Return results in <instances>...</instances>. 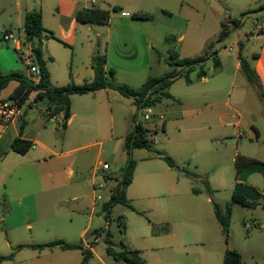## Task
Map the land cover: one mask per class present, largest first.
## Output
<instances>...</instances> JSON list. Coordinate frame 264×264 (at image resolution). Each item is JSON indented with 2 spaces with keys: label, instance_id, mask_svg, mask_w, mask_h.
I'll return each instance as SVG.
<instances>
[{
  "label": "crops",
  "instance_id": "1",
  "mask_svg": "<svg viewBox=\"0 0 264 264\" xmlns=\"http://www.w3.org/2000/svg\"><path fill=\"white\" fill-rule=\"evenodd\" d=\"M217 1L100 0L98 5L96 1L92 3L90 0H0V13L6 12L7 9L13 10L12 16L16 20L15 25H13V22L9 23L11 28L5 27L2 31L12 30L11 32H13L15 30L13 26H16L21 32L22 39L20 40L21 45H13V47L21 57L29 58L30 63L31 56L27 50H24L25 46L23 45L25 17L33 11L42 13L43 26L46 31L36 45L41 44L43 58L47 62L50 71L52 87H64L72 83L83 85L92 82L94 79L92 58L96 53H100L107 58L106 77L110 81L139 88L146 82L148 77L155 76L152 72L154 56L157 57V34L155 26L149 24L155 13L159 12L173 19L176 13L171 7L180 5L177 13L182 21V26L178 28L169 27L178 30L174 52L180 58H194L200 56V52L204 51L202 48L219 34L222 20L232 18V13L222 8ZM225 1L233 8L242 9L243 4H245L243 0ZM101 2L111 7L120 8L121 11L118 14L122 13L119 14L121 17L115 18L116 16L112 13L109 22L105 25L85 24L78 21L77 15L80 11L93 8L105 10ZM261 4H264V0L260 1L259 6ZM127 8H136L138 14H147L152 18L148 20L136 19L132 15L137 13L127 11ZM125 12L129 13L130 16H123ZM246 16L247 19L250 16L253 18L254 29L250 33H245V36L247 42H253L255 45L252 52L253 65L264 92V31L259 32L256 27L257 22L264 21V11ZM191 25H193V28ZM245 27L246 21L239 30L244 32ZM239 41L244 40L237 38L234 32L225 46L230 43L235 44L238 50ZM218 57L221 62V69L213 77L216 80H213L214 82H212L210 88L208 90H204L203 87L196 90L187 89V92L192 95L197 91V95L192 96L191 99H186L184 96L177 98L176 95H171L177 101V104L164 105L163 102L157 113L153 114L154 118L151 119V123L154 126L150 129H155L156 134L161 131L169 136L176 126L180 131L184 126V122L188 119V121L191 120L195 124H202L201 127L188 128L190 130L212 134V138L215 140V134L217 133L221 134L218 137L223 134L225 138L229 137L230 141L223 140L221 144L232 145L235 148L234 162L238 155L264 162V152L259 148L251 149L247 145V143L258 147L261 145L262 133L257 124L264 120V116L249 117L248 120L239 118L237 124H233L228 122L227 118H236V106H241L242 100H237L235 104H232L230 103L231 99H228L224 103V108L233 112L229 115L224 108L220 107L219 101L211 98V94H217L233 85L241 67L239 61L236 64L235 71L230 73L222 64L219 52ZM165 60L167 64V59ZM30 66L31 64L20 65L15 58L14 61L7 64L3 58V50L0 49V68L3 74L24 70L22 72L27 77L32 78ZM111 70H114V75L110 73ZM169 70L170 67L166 72ZM203 80L204 83L210 82L206 77ZM18 86V82L12 81L6 88L0 90V101L13 103L9 100V97ZM35 96V93L30 96L21 107L20 115L15 120L8 124L0 122V256L3 257L9 256L20 245H37L35 237L31 241H25L27 231H31L32 235V230H34L32 224H26L27 219L30 217L35 218L33 224L37 223L39 234H58L53 235L57 236L54 237L57 238L55 240H63L68 244H72V236L77 232L83 237L88 235L87 228L78 231L77 227L73 225L70 227L65 224H57L54 221L42 223L40 220V196L43 193L52 192V187L57 188L55 185L60 183L61 176L64 173L68 176L67 179L72 181L77 171L81 175L87 172L85 164L82 165L72 161V145L81 144L82 146L77 149H92L98 144L92 142V140L87 141V138L110 135V141L115 143V147H119L121 141L125 140L127 134L132 130V117L137 111L132 99L122 96L115 90L104 89L83 96L74 95L71 97L72 115L67 128L63 129L61 127L63 116L58 115L50 118L43 104L34 103ZM75 97H81V100L77 101ZM80 102L82 105L79 104ZM200 112H204L205 115L199 116ZM242 123H245V129L246 127L249 128L248 134L239 130ZM185 125L188 124L185 123ZM17 138L32 142L33 146L30 151L24 155L14 152L12 144ZM246 139H249V142ZM158 144H161L160 141ZM159 159L161 158L159 157ZM102 164L99 162L98 165L92 168L90 184L94 190H97V186L100 185L98 183V171H104ZM148 165L141 167V172H137V166L133 182L127 189V198L134 208L141 210L152 207L153 204L148 205L151 197L173 196L175 201L171 203L167 201L166 210L174 211L177 207L181 209V194L183 190L185 191L186 184L184 181L186 179L181 178L180 180L178 175L174 176L176 170L169 165L164 171L146 172L151 167ZM256 175H261V178ZM237 182L236 179L235 185ZM246 183L262 193V202H264V174L253 173L248 177ZM109 184L110 182L107 183L108 186ZM79 185L81 183H74L75 187ZM54 193L56 192L53 191L52 195ZM97 197L95 196L92 199L91 215L96 212L99 205L98 200H96ZM146 200L148 201L145 202ZM207 201L210 202L211 199L208 198ZM259 208L260 206L253 208L254 215L259 224L258 226L264 228V206L262 210H259ZM183 210L190 213L191 207L185 205ZM158 223H161V221H158ZM4 231H6V234ZM151 235L155 239H167L166 241L169 244H177L181 238L175 231L160 235H155L151 231ZM5 236L7 239L4 242ZM84 244L87 243L84 242ZM7 247L10 248V253L3 251V248ZM221 247L217 246L218 249L222 250L223 258L227 249H236L241 253V250L233 247L231 242L227 243L225 241ZM86 248H90L93 252V247H90V244H87ZM25 250L36 255L38 261L41 260L44 254L54 255L58 253L55 252L57 250L60 251L59 253L65 254L77 251L62 250L59 247L44 250L24 248L17 251L12 260H0V264L13 263L21 257ZM47 264L53 263L48 262Z\"/></svg>",
  "mask_w": 264,
  "mask_h": 264
},
{
  "label": "rangeland",
  "instance_id": "2",
  "mask_svg": "<svg viewBox=\"0 0 264 264\" xmlns=\"http://www.w3.org/2000/svg\"><path fill=\"white\" fill-rule=\"evenodd\" d=\"M99 5L100 0H94ZM240 1V0H236ZM243 8H233L225 0H218L222 8L227 9L232 13L231 19L243 20L246 27L245 31L236 30L235 35L246 42V51L244 57L254 67V57L252 52L255 49L253 42H247L245 33H250L254 29L253 18L250 16L248 19L246 15H252L253 11L258 9L260 1L243 0ZM101 5L105 11L114 13L115 18H120L122 13L113 11L114 7L108 6L101 2ZM179 4L172 6L174 13H176L171 19L168 16H164L159 12L155 13V16L151 19L149 24L155 26L156 30V56H154L153 72L155 76H163L169 69L166 64V60L170 59V55L175 49V39L178 36V30L171 29L169 27H181L182 21L178 16L177 9ZM127 11L137 12L136 8H127ZM233 10V12H232ZM161 11V10H160ZM250 12V13H249ZM228 13V12H227ZM245 13V15H244ZM248 13V14H247ZM229 14V13H228ZM13 10L7 9L6 12L0 13V49L3 50V58L6 63L15 60L23 66L31 64L29 58L21 57L14 49L12 42L4 40V33L11 31H2L6 28H11L10 24L13 22L15 25L16 20L13 18ZM123 16H130L125 12ZM223 21V20H222ZM166 22V23H165ZM10 23V24H9ZM148 24V23H147ZM8 25V26H7ZM15 30L12 32L14 37L18 40L22 39L21 32L13 26ZM193 28V25H191ZM218 36V34H217ZM216 36V37H217ZM213 38L208 42L215 41ZM38 38L35 39V43H39ZM200 52V55L205 53ZM26 51L27 48H24ZM213 50L218 51L222 64L228 69V72L233 73L236 68V64L239 62L237 45L215 43ZM7 70V66H5ZM1 69V68H0ZM25 69V67H24ZM205 72V77L210 80L209 83H204L203 78H200L198 74L201 71ZM2 71V70H1ZM24 71V70H22ZM20 71L24 74V72ZM214 70V62L212 60L207 61L203 66L197 67L192 73L190 78L192 84H188L185 79L176 81L169 93L179 97H186L191 99L192 96L197 95L195 93L189 94L187 89L196 90L197 88H204L208 90L214 82V76H216ZM211 94V93H210ZM77 101L81 100V97H75ZM211 98L219 101L220 107L224 108V103L231 99L230 103L235 104L238 100H242V105H237L236 118H227L228 122L237 124L239 118L248 120L249 117L255 118L256 116H264V103L260 97V93L256 87L251 85L243 69L240 67L238 70L234 83L229 88H225L217 94H211ZM82 105V103H79ZM164 105H176L177 101L174 97L166 99ZM162 104V105H163ZM78 105V102H77ZM161 104L146 109L141 112H135L136 121L141 122L144 127L150 129L154 126L151 123L153 114L157 113ZM227 114H233L227 108H224ZM204 112H200L199 116H204ZM190 122V124H189ZM185 123L188 125L186 126ZM202 124H195L191 120L184 122V126L179 131L178 126L175 130L169 134H163L161 131L158 134L152 135L151 139L157 138L161 144L153 143L151 149H132L128 152L125 140L121 141L119 147H115V143L110 141V135H102L99 137L87 138L86 140H92L96 142V145L92 149H77L82 145H72V161H76L79 164L87 166V172L80 174L79 171L72 179H67V175L61 176L60 183L55 185L57 188L52 187V192H56L52 195V192L43 193L40 196L41 201V217L42 223L54 221L57 224H65L67 226L77 227V230L87 228L88 235L86 237L80 236L79 233L72 236V244L82 245L85 249L87 244H91L96 234L101 232V229L108 230L112 234V241L114 248L118 252L126 251L131 262L129 264H224V258L222 256V250L218 249L225 242V238L222 232V228L219 225L215 213L213 202L217 203L222 209L231 204L232 194L235 190L236 183V169H235V148L232 145L221 144V141H230V138H225L219 133L215 134L216 140L212 138V134L204 131L190 130L188 128L201 127ZM262 133L261 145H250L251 149L259 148L264 152V120H261L257 124ZM239 127V126H238ZM151 130V129H150ZM239 130L248 134L249 128L245 123H242ZM210 132L209 130H207ZM229 132V131H228ZM228 135V133H227ZM212 138V139H211ZM249 142V139H246ZM100 143V144H99ZM77 149V150H75ZM159 154L172 158L175 163L186 171L193 172L200 177V180L192 184L191 180L178 172L174 171V176L178 175V178L186 179L185 191L181 194V209L177 207L174 211L166 210V202H174L175 197H151L149 204H153L150 208L145 209H132L118 204L116 205L110 215V218H106V214L103 210L104 204L109 200L110 191L115 186V183L107 185L105 177H118L119 173L117 166L124 167L127 162L133 160L136 162L137 172H141V167L151 166L146 172H160L164 171L168 167V164L163 159H159ZM107 163L110 167L107 171H98V183L104 185V188L94 190L90 184V178L92 168L98 163ZM78 164V165H79ZM136 173V172H135ZM261 178V175H256ZM79 182L81 185L74 186V183ZM193 185L201 191L200 194L193 192ZM207 188H210L211 193L207 192ZM50 195V199H49ZM100 196L98 200V206L96 212L91 215V202L93 197ZM211 199L210 202L207 200ZM146 200L145 202H147ZM51 202V203H50ZM133 205V204H132ZM186 206L191 207V212L183 210ZM262 205V206H261ZM259 210H262L264 202L261 200ZM254 209L243 207L242 205L232 206V219H231V233L229 242L241 250L243 256V264H264V228L254 226L256 221ZM91 215V216H90ZM87 216V217H84ZM123 217L125 223V231L120 227L118 218ZM34 217L27 219L26 224H32L33 229L27 231V238L25 241H31L35 237L36 244H44L55 241L53 235L58 234H39L37 230V223ZM73 221V224H72ZM161 221V223H158ZM153 223L160 229L168 227L170 232L175 231L180 238L177 244H169L167 239H155L152 237L151 231H153ZM3 226V223H2ZM29 230V229H28ZM6 234V231H4ZM94 235V236H93ZM6 236L3 241L5 242ZM105 232L102 233L99 238V242L93 245V254L88 264H127L125 262L116 263L112 257L107 254V245L104 242ZM87 243V244H84ZM27 243V242H24ZM222 248V247H221ZM139 251V254H132L131 251ZM5 253H10V248H3ZM54 255H46L37 260L36 255H33L31 251L25 250L16 261L11 264H47L52 262L53 264H81L82 254L80 250L72 251V253H59L55 251ZM36 259H35V258ZM78 260V261H77Z\"/></svg>",
  "mask_w": 264,
  "mask_h": 264
},
{
  "label": "trees",
  "instance_id": "3",
  "mask_svg": "<svg viewBox=\"0 0 264 264\" xmlns=\"http://www.w3.org/2000/svg\"><path fill=\"white\" fill-rule=\"evenodd\" d=\"M113 11L118 12L120 8H113ZM264 11V4H261L258 9L252 13H259ZM250 13V12H249ZM248 14V13H247ZM245 15V13H244ZM136 19L148 20L152 16L147 14H133ZM111 13L109 11L100 9H89L80 11L77 15V19L81 23L85 24H99L105 25L109 22ZM242 21L238 19H226L221 22V30L216 37V40L209 43L206 47V51L203 55L194 58H180L176 52L170 55V59L167 60V64L170 70L163 76H150L146 82L139 88H134L126 84H117L114 81H110L106 77V63L107 58L105 55L96 53L92 58V67L94 70V79L90 83L83 85L69 84L64 87L54 88L51 84V75L47 67V62L43 58V52L41 44L36 45L34 42L36 38L41 39L46 31L43 26V17L41 12L33 11L26 15L23 26V45L27 48L33 62L40 68L41 76L39 79H33L27 77L21 72H11L3 74L0 69V90L6 88L12 81L19 83V86L15 89L9 100L18 106L22 107L32 94H36L34 103L43 104L46 107L48 116L53 118L58 115L63 116L61 127L66 129L68 121L72 115L71 111V97L74 95H87L95 93L99 90L111 89L119 92L122 96L132 99L136 106L137 112L144 111L149 108L156 107L162 104L166 99L172 98L169 93L171 86L179 79H185L188 84L192 83L190 73H192L197 67L203 66L210 59L214 62V70L218 72L221 69V62L218 57V51L213 50L215 43L226 44L234 32L242 27ZM246 42H238V58L241 68L248 82L256 87L260 93V97L264 101L263 87L254 67L244 57ZM113 75L114 70H111ZM198 76L204 78L205 72L202 70ZM136 116L132 117V130L127 134L125 138L128 152L132 149H151L153 141L152 135L156 134V130H150L144 127L140 122L136 121ZM23 130V128H22ZM33 143L21 138H17L12 144V150L18 154H26L32 148ZM159 157L166 161V163L173 169L182 173L188 177L192 184L200 180V177L190 171L181 169L175 161L168 157L159 154ZM118 169V168H117ZM236 179L238 180L235 190L232 194L231 204H229L225 210L222 209L217 203L213 202L215 217L222 228V232L225 241L228 243L231 233V219H232V206L242 205L243 207L253 209L261 205L263 199L262 193L255 187L248 185L247 179L253 173L264 174V162L249 158L243 155H238L235 161ZM136 170V162L130 160L124 167H119L118 177L106 176V182L113 181L115 186L110 191L109 200L104 204L103 210L106 214V218L109 219L113 208L118 205H124L133 211H136L130 200L127 198V189L132 184L134 174ZM193 185V192L200 194L199 191ZM207 192L211 193L210 188H207ZM120 227L125 230V223L123 217L118 218ZM105 232L104 242L107 245V254L113 258L116 263L125 262L129 264L131 260L126 251L118 252L114 248L112 241V234L108 230L101 229V232L96 234L95 241L90 244V247L99 242V238L102 233ZM168 227L159 228L153 223V233L155 235L169 233ZM59 247L62 250H81L82 260L81 264H88L92 251L90 248H84L82 245L68 244L63 240H55L49 243L37 244V245H20L15 248V251L7 257L0 256V260H12L16 252L24 248H32L38 250L52 249ZM132 254H139L138 251H131ZM224 264H243V256L236 249H227L224 254Z\"/></svg>",
  "mask_w": 264,
  "mask_h": 264
},
{
  "label": "built area",
  "instance_id": "4",
  "mask_svg": "<svg viewBox=\"0 0 264 264\" xmlns=\"http://www.w3.org/2000/svg\"><path fill=\"white\" fill-rule=\"evenodd\" d=\"M90 1L94 3V0H90ZM242 23H244L243 20H242ZM256 27H257V31L263 32L264 31V21L257 22ZM4 40L7 42H12L14 45H21L20 40L16 39L12 32L4 33ZM30 61H31L30 71L32 73V78L39 79L41 76L40 68L33 62L32 58L30 59ZM20 111H21V107L18 106L17 104L11 103L8 101H0V122L4 124H8L12 122L13 120L16 119L17 116L20 115ZM152 141L155 144L159 143L157 138H154ZM102 169L104 171H107L110 169V167L107 163H103ZM103 187L104 186L102 184L97 186L98 189H102ZM100 199H101L100 196L96 198V200H100ZM258 225H259L258 222L255 221L254 226H258Z\"/></svg>",
  "mask_w": 264,
  "mask_h": 264
},
{
  "label": "water",
  "instance_id": "5",
  "mask_svg": "<svg viewBox=\"0 0 264 264\" xmlns=\"http://www.w3.org/2000/svg\"><path fill=\"white\" fill-rule=\"evenodd\" d=\"M120 166H117V168L119 169Z\"/></svg>",
  "mask_w": 264,
  "mask_h": 264
}]
</instances>
